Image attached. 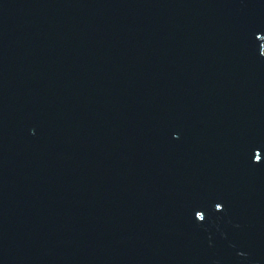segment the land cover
<instances>
[{
	"label": "water",
	"instance_id": "water-1",
	"mask_svg": "<svg viewBox=\"0 0 264 264\" xmlns=\"http://www.w3.org/2000/svg\"><path fill=\"white\" fill-rule=\"evenodd\" d=\"M0 264H264V0H0Z\"/></svg>",
	"mask_w": 264,
	"mask_h": 264
}]
</instances>
